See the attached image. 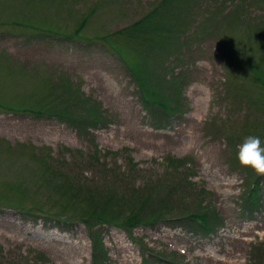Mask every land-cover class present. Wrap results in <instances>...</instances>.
Here are the masks:
<instances>
[{
	"label": "rangeland",
	"instance_id": "374dc122",
	"mask_svg": "<svg viewBox=\"0 0 264 264\" xmlns=\"http://www.w3.org/2000/svg\"><path fill=\"white\" fill-rule=\"evenodd\" d=\"M127 66L178 86L161 130ZM249 135L264 0H0V264H264Z\"/></svg>",
	"mask_w": 264,
	"mask_h": 264
},
{
	"label": "trees",
	"instance_id": "16d2710c",
	"mask_svg": "<svg viewBox=\"0 0 264 264\" xmlns=\"http://www.w3.org/2000/svg\"><path fill=\"white\" fill-rule=\"evenodd\" d=\"M133 73L132 70H129ZM135 76V81L136 83H138V91L140 92L139 94V99L141 100V102L145 105V108L148 110H152L155 112V115L153 116L152 119V125L154 126V129H159L158 124L162 123L163 121H167L169 119H171L172 117L175 116V111L179 110L180 108V102H178L176 100V97L178 96L177 93H174V89L172 87V84H167L164 87V91L166 93V87L172 88V95L167 93V97L165 98L163 96L162 93L160 94H156L153 93L154 89L151 93H147V87H148V83L147 82V78L142 74V73H137L134 75ZM148 95V96H147ZM150 110V111H151ZM158 113V114H156ZM98 114V113H97ZM94 116L97 117L95 111L93 112ZM70 120H74L72 117H70ZM69 121V120H68ZM72 122V121H71ZM161 130V129H159ZM261 197V190L260 188L256 185H252V187H250V189H248V195H247V202L252 203V206H255L257 203V201L260 199ZM39 218V217H37ZM100 219V218H98ZM209 219H210V226L213 227V224L211 223L214 219H212V217L209 215ZM163 219L160 218H155L154 220H152L153 222L149 223V227L154 226L157 223H161ZM180 221V220H178ZM186 223H184V225H188L189 228H196L194 229L195 231H200L204 234H208L211 230H210V226L208 225V221L207 218L205 216L202 215H198L196 214L194 215H190L187 216ZM137 225H141L139 223V221H135L133 222L130 226H137ZM148 226V225H147Z\"/></svg>",
	"mask_w": 264,
	"mask_h": 264
},
{
	"label": "clouds",
	"instance_id": "9594fccd",
	"mask_svg": "<svg viewBox=\"0 0 264 264\" xmlns=\"http://www.w3.org/2000/svg\"><path fill=\"white\" fill-rule=\"evenodd\" d=\"M237 158L242 167L251 168L257 174L264 175V144L258 136L249 135L244 138Z\"/></svg>",
	"mask_w": 264,
	"mask_h": 264
}]
</instances>
